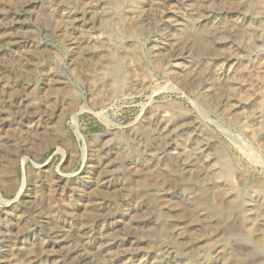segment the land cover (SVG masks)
Returning a JSON list of instances; mask_svg holds the SVG:
<instances>
[{
	"label": "rangeland",
	"instance_id": "rangeland-1",
	"mask_svg": "<svg viewBox=\"0 0 264 264\" xmlns=\"http://www.w3.org/2000/svg\"><path fill=\"white\" fill-rule=\"evenodd\" d=\"M129 1L142 14L151 8L154 17L135 37L124 25L122 32L121 27L117 30L121 26L117 17L101 23L99 13L81 5V0L64 6L62 0H0V264L213 263L218 249L208 247L221 238L220 229L192 203L195 197H204L203 184L200 188L181 181L178 173H187L186 167L176 162L168 167L163 159H155L147 202L135 175L140 169L138 155L158 157L164 143L174 152L185 138L193 137L196 126L212 146L206 150L212 161L243 180L246 191L264 193V155L251 146L248 152L241 148L242 138L254 145L249 129L242 128L248 124L237 125L224 115L232 114L224 104L250 94L248 84L232 85L208 101L200 92L211 87V80L206 86L200 81L194 92L173 76L177 62L193 65L196 49L182 20L196 21L200 28L210 22L221 27L236 20L247 24L251 18L264 24V0H253L247 12H241L235 0H160L155 6L150 0H117L121 12L129 9ZM48 2L73 21L64 25L58 15L51 17ZM41 14H48L49 23ZM179 33L182 40L191 41L181 55L169 57L158 50L169 46V36ZM228 33L219 34V45L231 53L232 62L224 52L199 61L223 69L264 64L263 39ZM76 36L89 47L109 46L113 37L128 48L131 45L134 50H127L124 61L115 58L113 67L127 77L126 83L107 89V79L100 87L85 81L82 74L99 68L85 61L93 54L74 61ZM187 47H191L188 57ZM155 49L159 53L154 55ZM163 111L169 119L161 126L156 115ZM240 112L233 113L240 117ZM218 152L222 160H217ZM92 203L98 205L96 213L89 210ZM162 213L169 219L163 220ZM210 227L214 234L205 238L203 231ZM108 236L111 240L105 245ZM199 246L206 249L198 252Z\"/></svg>",
	"mask_w": 264,
	"mask_h": 264
},
{
	"label": "bare ground",
	"instance_id": "bare-ground-1",
	"mask_svg": "<svg viewBox=\"0 0 264 264\" xmlns=\"http://www.w3.org/2000/svg\"><path fill=\"white\" fill-rule=\"evenodd\" d=\"M62 1H63L62 5L64 6V5H69V2L72 0H62ZM252 1L253 0H235V2L239 5V7L242 8L241 12H243V10H245L247 12L249 10V7H250ZM19 2H20V0H19ZM80 3L83 6H87L90 9L96 10V12L99 13L100 20L103 21L101 23H104L107 20L113 22L117 17L116 20L119 19L118 23H121L120 24L121 26H117V30L119 31V29L121 27L120 32H122L123 31L122 26L124 25L125 30L130 37H135L136 35L142 34L145 31L147 24H149L150 21H152L154 18L153 13L151 12V8H148L145 11L146 13L142 14L134 8L135 4L133 1H129V5H128L129 9H125V10L122 9V12L120 11L121 9L117 6V3H118L117 0H83V1L81 0ZM109 3H113L117 7L116 6H113V7L108 6ZM159 3H160V0H150L151 6H155L156 4L159 5ZM47 6H48V9H50V12H49L50 16L51 15L52 16L58 15L61 18V21L64 25H69L71 23V20H72L71 16L64 14V13L57 12L58 9H54L49 2L47 3ZM214 7L216 8L217 5H214ZM6 8H8V7H6ZM207 8H209V6ZM51 9H53V11ZM195 10H198L197 5H196ZM195 12H197V11H195ZM40 16H41V19L43 22L45 21V22L49 23L48 14H47V17H46V15H43V14H41ZM142 17H144L145 22H143ZM53 21L54 20H52V23H53ZM211 21H212V19H211ZM173 22H170V23H173ZM180 23L182 26L185 27V29L188 30V32L190 34L189 36L192 38L193 42L196 45V49H195V52L193 53V56H191L192 58H194L192 66H191V64H185V62H182V63L177 62L176 64L173 65V73H174L173 76H174V78L177 81H179V83L183 87H186L187 89L194 91V92L199 91V82L200 81H201V83L203 82V84L206 86L208 84V81L211 80V87L204 89L203 91L200 92L201 95L204 97V99H206L208 101L209 100L213 101V98H212L213 95L212 94H214V95H216L215 93L222 94V93H224V91H228V89L231 90L233 87L232 85H236V86L241 87L244 84H248L249 90L247 92L250 94L247 95L246 97H242V96L240 97V95H241L240 94L237 97L238 99L235 100L233 103L227 102L226 104H224L223 108H225V110L227 109L230 113H232V114H229L228 112H226L224 115H225L226 120L231 121V122H235V123H237V125H241V124H245V123L248 124V126L243 125L242 128H248L249 129L248 136H249L250 140L254 143V145H252L249 141L244 140L240 136L242 138V142H241V144H239L240 147L242 146L241 148H243L245 151L248 152L250 150L249 148L251 146L252 149L256 148L257 150H259L260 153H262L264 155V64L261 62L256 63L253 65L254 67L252 69H248L247 67H240V66L229 67V68L223 69L221 67L220 68L219 67L208 68L206 63L199 61L201 58L202 59L213 58L216 53L224 52V54H226L228 56L227 60L230 62L231 59L233 58V56L231 55V53H229L227 51H223L221 49L222 47H220L219 44H220V41H221L220 39L222 36L219 34L222 32V35L225 36L227 34V32H229L228 34H231L234 37L241 35V37L246 36L247 38H252V37L256 36V37L264 40V24L260 23V21L257 19L252 20V18L250 19V21L247 24L245 22L240 24L241 22L236 20L231 25L223 24L224 27L218 26L219 24L218 25L212 24V22H210L211 24L207 23L205 27L203 25V28H200L197 26L196 21H191V20H189V21L182 20ZM243 24L245 26H243ZM180 33H182V31H180ZM180 33L178 35L175 34V35L171 36V39L169 36L168 37L169 46H166V45L161 46L158 48V50L162 51L163 53H166V54L169 53V57H171L172 54H180L181 55L182 54L180 52L181 49L184 48V46L187 44L190 45L191 41L190 40L189 41L188 40H182ZM76 39H77V46L75 49H77L78 52H76V55L74 57V59H75L74 61H76V62L78 61L77 63H79L80 55H87L88 56V55L93 54L92 57L86 58L85 61H86V63L88 61L89 64H91L93 66L97 65L99 68L98 72L93 71V72H86V73L82 74L81 76L83 77V79L85 81H87L88 83H92L93 85H99V87H100V83H102V81L104 79H107V80H104L107 89L112 87V85H116L119 87V86H122L124 83H126L127 77L123 73L121 74V72L114 71L113 67L115 65L114 64L115 58L123 59V61H124L125 57L127 56V55H125V53L127 52V50L132 48V47H130L131 45H129V48H128V47H126L127 45L124 46L123 44H121L120 39L113 37L111 39L112 44H110L109 46H107V44H104V45L103 44H100V45L99 44L98 45L92 44V46L89 47L90 46L89 44H87L86 42H83L82 36H76ZM169 40H171V41H169ZM256 47H258V46H255V48ZM190 49H191V47L190 48L187 47V50H186V52L188 53L186 55L187 57L190 55ZM132 50H134V49L132 48ZM154 51H155V52H153L154 55L156 53H159V51L157 52L156 49ZM132 54H134V53H132ZM177 56H179V55H177ZM194 65H195V67H194ZM116 69H118V67ZM129 83H130V81H129ZM52 85H54V84H52ZM102 87H103V85L101 86V88ZM113 88H114V90H117V89H115V87H113ZM132 88H133V86H132ZM104 90H105V88H104ZM98 91L100 92V89H98ZM220 109H221V107H220ZM239 109L241 111L240 117L237 116L238 114L235 115L233 113V112H237V110H239ZM242 109H245V111H243ZM229 115H230V117H229ZM193 118H195V117H193ZM168 119L169 118L165 114V111L159 112L156 115V121L159 122V125H161V124L164 125L166 123L168 124ZM192 129H193L192 130L193 131V133H192L193 137H188V138H185V141H183V142L181 141L182 142L181 145L180 146L178 145L177 150L174 152H170V149H171L170 144L164 143L162 145L161 149L159 150L158 154H160V156H158V157H156L155 155L150 154V153H148L147 155H144V156H140V155L137 156V159L139 161L138 163L140 165V169H139V172L136 171L135 175L139 181V185H140L139 187L142 189V192L145 193V195H146V201L149 198V195H150L149 190L152 186L151 182H150L152 179V171H151L152 165H153L152 160L155 163V161H154L155 159L158 162L162 161V159H163V164L168 165V167H175V162L178 163L183 168L186 167L190 174L188 175L187 174L188 172L187 173L179 172L178 173L179 179L181 181H187L190 183L192 182L194 185H196L197 187L199 186L200 188H201V185L203 184L201 191H202V195L204 197H200V198L195 197L194 200L192 201V203L197 208L199 213H201V216L203 218H205V220L207 219L210 223H212L215 228L218 227L220 229V233H221V238L215 240V243L211 247H208L209 250H212L215 247H216V249H218V251L216 252V256L214 258L215 260H213V263L210 262L208 264H264V193L261 191L258 192L255 189L246 191V189H244V184H242L243 180L234 176L233 175L234 173L232 174V171L228 170L225 166L222 165V167H221L219 165L218 161H212V156L208 155L206 152V150L210 151L212 146L209 145L207 139L202 135V132L198 126H196L195 128H192ZM227 131H228V129H227ZM214 144H216V143H214ZM251 152H252V150L249 153H251ZM218 153L219 154L216 156L217 160L218 159L222 160L223 155L221 154V152H218ZM255 156H257V155H255ZM216 164L218 166H216ZM101 168H103V167H101ZM111 169L113 170V168H111ZM126 174H127V172H126ZM194 174H195V177H194ZM198 178H200L201 182L196 181ZM23 183L24 182H22V184ZM22 186L23 185H21V187L17 191L16 196L19 195V193L22 189ZM101 187L102 186L100 185L99 188H101ZM99 188L97 187V189H99ZM93 189H94V186H93ZM133 189H134V187H133ZM48 190H47V192H48ZM110 192H112V191H110ZM113 194H114V192H113ZM102 195H103V193H102ZM111 195H112V193H111ZM91 196H95L94 191L92 192ZM90 199H96V198H90ZM142 200H145V199H142ZM97 208H98V205L92 203L90 205L89 210L91 212L94 211L96 213ZM161 217L163 220L169 219V216L165 213L164 214L162 213ZM203 218H202V220H203ZM75 219H76V217H75ZM23 225L24 224H22V226ZM21 228L22 227H20V229ZM122 228H123V226H122ZM213 234H214V229L212 227L207 228L206 231H203V236L205 238H208L209 236H211ZM110 240H111V236H108L106 238V242H104L105 245L107 243H109ZM233 241L234 242H236V241L244 242L245 244H244V246H241V245L237 246ZM38 246H40V245H38ZM196 249L199 252L200 249L205 250L206 248H205V246H201V247L199 246ZM173 263H174V261H173ZM150 264H161V262L159 260L158 261L154 260V261H151Z\"/></svg>",
	"mask_w": 264,
	"mask_h": 264
}]
</instances>
